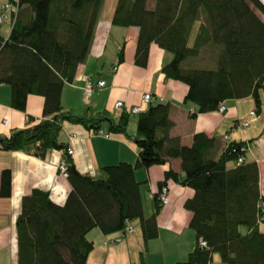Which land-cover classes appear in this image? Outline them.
Here are the masks:
<instances>
[{
    "label": "trees",
    "instance_id": "1",
    "mask_svg": "<svg viewBox=\"0 0 264 264\" xmlns=\"http://www.w3.org/2000/svg\"><path fill=\"white\" fill-rule=\"evenodd\" d=\"M103 3H0V8L9 4L0 24L1 28L8 19L7 35L0 34V83L10 87V106L23 110L28 95L43 97L41 118L34 123L28 117L24 127L0 134V149L22 150L40 158L51 149L62 150L70 185L61 205L42 189L22 196L15 220L17 264H87L94 247L88 231L97 228L104 235H121L132 220L139 222L143 244L136 264H146L147 243L158 235L156 215L162 204L159 194L154 195V209L144 216L141 182L134 169L171 158H180L183 176L169 169L159 188L172 179L194 191L184 207L191 212L189 226L196 244L178 264H207L213 253L224 264H264V232L257 222L262 198L258 166L244 158L237 162L247 142H229L217 157L210 153L213 138L203 133H195L190 146L182 145L177 136L169 135L173 123L169 104L163 102L151 101L144 111L134 114L133 135L127 131L133 114L124 108L114 117L106 110L75 113L62 106V88L72 82L76 66L88 53ZM111 24L138 29L134 64H146L151 43L170 54L161 73L187 86L184 100L195 104L198 112L248 96L259 108V94L264 90V0H116ZM205 51L212 68L198 63ZM122 59L121 46L116 63ZM64 121L96 133L106 122L108 131L132 138L138 148L136 163L105 165L104 177L78 172L67 144L58 140ZM10 185V171L3 169L0 196L10 195ZM201 239L206 246L200 245Z\"/></svg>",
    "mask_w": 264,
    "mask_h": 264
},
{
    "label": "crops",
    "instance_id": "2",
    "mask_svg": "<svg viewBox=\"0 0 264 264\" xmlns=\"http://www.w3.org/2000/svg\"><path fill=\"white\" fill-rule=\"evenodd\" d=\"M4 1L6 0H0V3ZM115 4L116 0H104L88 53L76 66L72 82L65 83L62 88V106L75 113L86 109L93 113L106 110L115 117L121 112L113 107L115 101H123L126 110L131 105H139L143 93L149 92L154 97L152 102L169 104L168 116L173 123L169 135L177 136L182 145L190 146L194 134L203 133L213 138L210 153L217 157L227 143L247 142L248 149L243 158L244 161H254L257 164L259 194L264 197V90L259 94L258 109L254 99L248 96L223 101L226 107L223 113L216 109L198 112L195 104L184 100L187 86L179 80L165 78L161 73L162 64L170 59L169 53L151 43L146 64H134L138 29L134 26L120 27L111 24ZM121 46L123 59L116 63ZM86 79L93 83L103 80L105 85L94 89L90 97H85L82 87ZM42 107L43 97L30 94L23 110L12 108L10 87L0 83V134L6 135L13 129L24 127L28 123V117L36 123L41 118ZM250 111H254V114L250 115ZM131 116L133 118L131 122L129 119L130 129L127 131L133 135L136 116L133 114L130 118ZM243 120H248V124L242 126L240 122ZM100 127L101 134L79 123H62L58 140L72 148L71 159L77 171L102 177L105 175L102 170L105 165L121 161L135 164L138 148L132 138L124 133L108 131L106 122H102ZM225 135L227 138H224ZM62 155V150L57 149L49 150L44 158L22 150L0 149V173L3 169H9L11 176L10 195L0 196V264H17L15 220L20 212L23 195L32 189H42L48 192L52 202L59 205L64 203L70 185L67 178L58 172L57 166ZM169 169L178 177L183 176L180 158L134 169L136 180L141 182L144 216L152 213L153 197L159 193V182ZM165 186L168 189V201L161 205L156 215L158 235L147 243L144 256L146 264H178L185 260L187 253L196 244L195 232L189 226L191 212L184 207L186 199L192 197L193 189L172 179L166 180ZM133 222L134 220L130 223L134 228L133 232L119 242H104L106 238L118 234L104 235L97 228L88 231L86 236L94 247L88 254L87 264H136L143 244L141 233L135 232ZM259 229L264 232V225H259ZM207 264L224 263L220 262L217 253H213Z\"/></svg>",
    "mask_w": 264,
    "mask_h": 264
},
{
    "label": "built area",
    "instance_id": "3",
    "mask_svg": "<svg viewBox=\"0 0 264 264\" xmlns=\"http://www.w3.org/2000/svg\"><path fill=\"white\" fill-rule=\"evenodd\" d=\"M8 8H9V4H4L0 8V24L2 23L3 18L5 17V12ZM115 69H116V66L113 67V70H115ZM104 85H105V82L103 80H98L96 83H93L91 80L86 79L84 84H83V91H84L85 97H90L93 94L94 89L101 88ZM153 99H154V97L149 92H145L141 96V103L139 105H131V106L127 107L126 110L131 114H138L139 112L144 111L146 105H148V103H150ZM113 107L115 109L121 110L122 108H124L123 101H121V100L115 101L113 104ZM225 108L226 107H225L224 102H220L216 108V111H218L219 113H223L225 111ZM249 114L253 115L254 111H250ZM4 122H6V120ZM240 124L242 126H245L248 124V120H243L240 122ZM97 133L101 134L102 131L99 130ZM105 136H107V134H105ZM224 138H227V135H225ZM241 149L243 151L247 150L248 149V143H247V145L243 146ZM67 152L69 154H72V149L67 147ZM242 161H243V156H240L237 158V162H242ZM57 168H58V172L60 173V175H62L63 177H66V163L64 162L63 159L58 163ZM167 193H168V189L165 185L160 187V190L158 193L159 194L158 198H159L161 204L167 203V201H168ZM257 206H258V210H259L257 222L259 223V225H264V197H262L259 200ZM133 230H134V228L132 227V225L128 223L127 226L125 227L124 233H122L121 235L111 237V238H107V239H105L104 242L105 243L119 242L124 234L131 233V232H133ZM200 245L206 246V242L201 239Z\"/></svg>",
    "mask_w": 264,
    "mask_h": 264
},
{
    "label": "rangeland",
    "instance_id": "4",
    "mask_svg": "<svg viewBox=\"0 0 264 264\" xmlns=\"http://www.w3.org/2000/svg\"><path fill=\"white\" fill-rule=\"evenodd\" d=\"M260 15V14H259ZM8 31H9V25H8V19L7 20H5V23L1 26V28H0V34L2 35V36H5V35H7V33H8ZM209 53H207L206 51L202 54V56H200L201 58L198 60L199 62V65L200 66H203V67H208L209 66V68H212V67H210V63H209ZM132 118H133V116H131V120H130V122L132 121ZM130 122L128 123V127H127V130H129L130 129ZM71 137H74V135H72ZM68 148H71L70 146H67ZM72 149V148H71ZM105 176V175H104ZM104 176H102V177H104ZM20 208H21V202H20ZM134 224H135V232H137V233H139L140 234V228H139V223H138V221L137 220H134V222H133ZM138 223V224H137Z\"/></svg>",
    "mask_w": 264,
    "mask_h": 264
}]
</instances>
